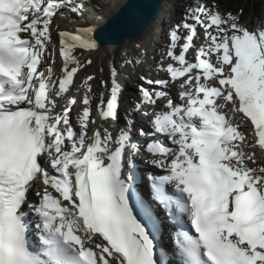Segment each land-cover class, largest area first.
Returning <instances> with one entry per match:
<instances>
[{"label":"snow or ice","instance_id":"snow-or-ice-1","mask_svg":"<svg viewBox=\"0 0 264 264\" xmlns=\"http://www.w3.org/2000/svg\"><path fill=\"white\" fill-rule=\"evenodd\" d=\"M83 11L79 0H0V264H264V29L193 0L167 32L156 65L166 77L139 78L114 135L91 127L93 76L81 98L67 95L92 64L75 52L100 46L96 29L57 26L53 40L55 18ZM100 83L98 115L117 121L115 66ZM142 111L149 127L136 132ZM141 145L150 177L134 159ZM165 219L178 228L175 246L158 249Z\"/></svg>","mask_w":264,"mask_h":264},{"label":"bare ground","instance_id":"bare-ground-1","mask_svg":"<svg viewBox=\"0 0 264 264\" xmlns=\"http://www.w3.org/2000/svg\"><path fill=\"white\" fill-rule=\"evenodd\" d=\"M126 0H87V3H86V7L88 8H92V6H96V4H99L100 3V10L101 11H98L97 13H90V15L88 16V12L87 11H83V14H85L86 17H80L79 16V13L76 14V15H69V14H65L64 16H58L57 18L54 19L53 21V40H56L57 41V35H56V27L59 26V29L61 30H73L75 29L76 27H94L95 29L104 23V21H106L107 19L113 17L119 6H121L122 4H124ZM168 1V0H167ZM167 1L164 3L163 6L160 7V11H163V8L164 6H166L167 4ZM178 1V6H180V0H176ZM83 2V1H82ZM102 2V3H101ZM177 6V7H178ZM96 12V11H95ZM155 22V20H153L152 23H150L148 26L145 27V29L139 33L138 35H136L135 37H130L128 39H126L122 44H120L119 46L118 45H109V46H99V48L97 50H92L93 54L97 55L98 54V51H104V52H109V50H119L121 48H131L133 47V45L135 43H141L148 34H151L152 33V26H153V23ZM171 28V26L167 27V29H165V34L164 36H167V32L168 30ZM78 52V50L75 52V54ZM136 55V52L135 50H133V52H129V58L132 57L134 58ZM158 57V56H157ZM159 59V57H158ZM188 59L189 60H193L194 59V56L193 54L190 52L188 54ZM120 61H121V58H117V61H115L113 63V66L116 67V69L118 70V72H126L128 69L126 66H123L120 64ZM61 64H62V61L57 53V56H56V64L54 65V72L56 74V76H59L61 73L60 71H58V69L60 70L61 69ZM129 67V66H128ZM87 66L82 69V72L85 73V71H87ZM131 68V67H130ZM140 67L137 66V70L139 69ZM110 75V74H109ZM109 75H107L106 77L108 78L107 80H109V83H110V77ZM166 73L164 74H161V77H166ZM94 77V80L91 81L90 83L92 84L93 86V93L96 92L95 94V97H93L92 99V107H96L97 108V104L99 103V94L101 92H105V89L104 88H101L98 84V78L96 76H93ZM160 78V77H159ZM75 83H74V86H72L71 88V91L70 93H68L67 95L68 96H71V95H76L78 98H81L82 97V94H76L75 91L79 88H81V86L83 85V79L81 78V75L78 74L75 78ZM124 81V80H123ZM170 83H172L170 81ZM129 85L128 83L126 84L125 83V90L124 92L121 94V98H120V106H119V115H120V119L117 120V122L123 127L124 126V121H123V117L121 116V114L123 112H125L128 107L127 105L125 104V101L127 102L129 99H130V93L128 89ZM131 87V86H130ZM179 91L180 90V87H179V84L176 85L174 84L170 91H171V94L174 96V97H177L178 98V95H176V91ZM106 94V93H105ZM93 95V94H92ZM63 102L60 101V103ZM79 106V104L76 105V107ZM75 107V108H76ZM133 106L130 105V108H132ZM95 108V110H96ZM147 111V110H145ZM96 115H97V118H98V121H96L95 125H92L91 127L92 128H95V127H100L101 129H103L105 127V123L103 120L100 119L99 115H98V112L96 110ZM93 116V115H92ZM146 115H144L145 117ZM95 117V115L93 116V118ZM133 117L135 119V131L138 132V130L140 128H145L147 129L149 127V125H147L146 122H144L145 120L143 119H140L139 116H137V113L135 115V113H133ZM237 119V117H236ZM239 120V119H237ZM109 124V123H107ZM242 131H244L246 133V135H251V132L248 131V128H242L241 129ZM134 139H135V136H134ZM142 149L144 152H147L145 150V146L141 145ZM147 167H150V169L153 171V168H152V165L150 164L149 166ZM140 187L142 188V190H146L145 188L147 187L148 188V185L145 181H142V184L140 185ZM30 196H33V194L31 193ZM36 199L38 201V198L36 196ZM36 200H34V203L37 202ZM31 213V212H30ZM32 216H34L35 214L34 213H31ZM164 227L167 226L168 224L164 222ZM163 231L164 233L160 234V236L158 237L157 239V242L159 244L160 247H167V248H173L174 245L170 242L169 238H168V231H170L169 227H166V228H163Z\"/></svg>","mask_w":264,"mask_h":264},{"label":"rangeland","instance_id":"rangeland-1","mask_svg":"<svg viewBox=\"0 0 264 264\" xmlns=\"http://www.w3.org/2000/svg\"><path fill=\"white\" fill-rule=\"evenodd\" d=\"M192 1L193 0H180V4H179L180 6H178L177 5L178 4V1L172 0V2H174V5H175L174 6V9H175V18L174 19L176 21L183 20L184 15H185V10L190 6V4L192 3ZM254 1H261L262 2V5H261L259 11H257L256 13H249L248 14L247 19H246V22L244 23V26L248 27L250 30H252V29H255V30L264 29V0H254ZM79 2H82L84 4V11H87V9H86L87 8L86 7L87 0H79ZM205 2L207 4H209V5H211V6L214 5L213 4L214 0H205ZM100 6H101L100 3L99 4H96V6H94V7L92 6V8L90 7L91 9L89 8V10H91V12H93V14L94 13H97L98 11H101L100 10ZM80 15H81V17L85 16V15H83V13L82 14H79V16ZM198 31H199L200 39H198L196 41L197 42L198 41H201L203 43V37H204L203 29L200 28V29H198ZM167 40H168V37H166V39L163 41V45H161V42L160 43H155V45H157V47H158V48H156L157 49L156 55H154V56L153 55L148 56L149 58L147 60L146 59H143V62H142L143 67H140V69H138L135 72V74L132 72V70L135 69L134 65L132 66V64L126 63V61H130L129 59H126L125 58V56H126V50H123V52H121L119 54L117 52H115V58H114V60H113V55H111L110 52L98 51V54L95 55V54H93L92 51L91 52H87V51H84V50H78V52L75 55L78 58H80L81 61H83L84 59H91L92 60V64L90 66H87L88 67L87 68V71H85V73H84L81 70L78 74L81 75V78L83 79V82H84L86 76H88V75L96 76L98 78V84H99V86L101 88H103V86L101 85L100 81L101 80H107L108 79L106 76L110 74V71H111V68H112L110 66V64L113 63V62H115V61H117V58H122L123 61L120 62V64L123 65V66H126L128 70L126 72H122L119 75H120V77H124L126 79H129V81L127 83L129 85L128 89H130L129 92H128V93H130V99L127 102L125 101V104L128 107V109H127L128 111H125V112L122 113L123 114L122 115V117H123L122 119L124 120L125 115L130 110L129 106L130 105L131 106L134 105V103L138 99L137 87H138L139 78L141 76H145V77H148V78H150V77H152V78L153 77H161V74H164L165 73V72L159 71L157 69L156 65H157V62L160 60L161 54L164 53V51H165V47H166ZM54 41H56V40H54ZM138 44L135 43L133 45V47H137ZM57 47H58V44H57ZM157 56L159 57V59H158ZM137 57H138V55L135 57V59ZM152 62H153V65H152ZM167 62H171V61H167ZM152 67H155L156 70L153 71V68ZM151 68H152V71L150 70ZM60 70L58 69V71H60ZM146 72H148V75L149 76H146ZM109 77H110V75H109ZM175 84L178 85L179 82H176ZM85 90L86 89L82 85L80 89L78 88L75 91V93L76 94H80V95L82 94L83 95V93H84ZM179 91L178 90L176 91V95L179 94ZM95 94H96V92L93 93V97H95ZM161 106H162V102H161ZM81 107H82V105L79 104V106H77L73 110V112H72V121H73V124L74 125L76 124V115H77V112H79L81 110ZM95 108L96 107H92V115L93 116L95 115V117H96ZM146 118L147 119H144V117L141 116V119L142 120L144 119L147 123H149V121H148L149 118L147 116H146ZM237 119H239V117H237ZM248 131L251 132V129L248 128ZM257 155L260 158V160H264V153H260L259 149H257ZM40 187H41V182L40 181H37L36 186L32 190L33 196H31V197H33L34 199H36L35 193L40 189ZM30 203H34V201H30Z\"/></svg>","mask_w":264,"mask_h":264},{"label":"water","instance_id":"water-1","mask_svg":"<svg viewBox=\"0 0 264 264\" xmlns=\"http://www.w3.org/2000/svg\"><path fill=\"white\" fill-rule=\"evenodd\" d=\"M167 0H126L116 14L94 32L100 46L120 45L135 37L156 19Z\"/></svg>","mask_w":264,"mask_h":264},{"label":"trees","instance_id":"trees-1","mask_svg":"<svg viewBox=\"0 0 264 264\" xmlns=\"http://www.w3.org/2000/svg\"><path fill=\"white\" fill-rule=\"evenodd\" d=\"M202 2L210 7L217 8L222 14L231 13L237 16L242 25L246 22L248 14L256 13L262 5L261 1L254 0H214L212 6L207 4L205 0H202Z\"/></svg>","mask_w":264,"mask_h":264}]
</instances>
